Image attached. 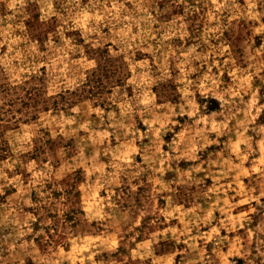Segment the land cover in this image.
<instances>
[{
    "label": "rangeland",
    "instance_id": "374dc122",
    "mask_svg": "<svg viewBox=\"0 0 264 264\" xmlns=\"http://www.w3.org/2000/svg\"><path fill=\"white\" fill-rule=\"evenodd\" d=\"M0 264H264V0H0Z\"/></svg>",
    "mask_w": 264,
    "mask_h": 264
}]
</instances>
